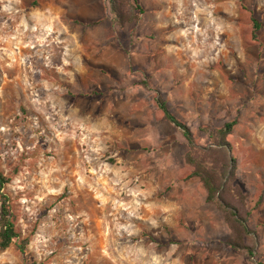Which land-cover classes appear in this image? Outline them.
Listing matches in <instances>:
<instances>
[{"label":"rangeland","instance_id":"rangeland-1","mask_svg":"<svg viewBox=\"0 0 264 264\" xmlns=\"http://www.w3.org/2000/svg\"><path fill=\"white\" fill-rule=\"evenodd\" d=\"M208 1L175 2V8L181 6L180 24L185 20L184 31L194 37L187 51L192 76L204 74L219 89L214 74L223 72L239 84L234 87L238 102L214 107L212 102L225 94L211 91L207 83L200 95L190 97L206 101L201 108L155 91L170 99L169 109L189 126L199 148L214 147L201 127L214 130L235 121L227 136L228 159L235 160L232 186L241 190L242 203L225 197L246 218L252 232L245 243L258 260V236L264 232V0H212L218 3L207 9ZM235 5L237 37L232 33L226 42L218 23L226 27L230 13L223 10ZM212 10L221 15L213 23ZM121 12L128 16L130 7L121 6ZM141 13L119 26L108 0H0V167L10 178L4 191L11 199L17 243L30 239L24 251L16 244L0 249V264H183L188 242L180 233L191 225L181 214L183 193L174 192L178 180L161 176L151 183L148 171L141 177L136 166L141 156L163 175L173 167L166 165L167 158H173L179 173L184 157L191 171L180 179L195 177L203 184L190 176L194 167L186 159L187 139L158 115L153 96L147 106L153 124H136V106H108V92L104 96L103 88L70 75L73 62H87L92 43L102 52L110 42L137 40L149 32ZM252 15L261 26L256 37ZM205 27L209 32L216 27L218 34L208 35ZM214 156L219 165V150ZM167 202L181 207L167 209ZM211 203L231 237L223 211Z\"/></svg>","mask_w":264,"mask_h":264},{"label":"crops","instance_id":"crops-1","mask_svg":"<svg viewBox=\"0 0 264 264\" xmlns=\"http://www.w3.org/2000/svg\"><path fill=\"white\" fill-rule=\"evenodd\" d=\"M136 1L142 8L141 22H147L151 30L142 32L137 40L110 42L108 47L104 46L102 48V52L96 50V45L98 44L92 43L93 47H90L92 51L88 53L87 62L80 60L73 62L74 69L70 74L71 79L75 80L77 75L80 82H87L88 86L94 88H103L105 90L104 96L108 92V106L116 104H119V106H136L133 111L136 115L133 118L134 120H132L136 124H153L150 110L147 107L151 102V96H153L158 115L163 117V113L156 102L157 94L155 89L165 98L173 97V94L176 97H182V104H192L193 109L194 103L200 108L202 105H207L206 101H201L200 99H197L196 102L190 100L193 93L200 95L202 86H205L204 83L208 84L213 80L204 74L192 76L191 66L193 64L190 62L187 51L189 43L194 37L191 38L192 35L184 31V19V23L180 24L179 14H181V6L175 8V2L178 0ZM209 3L216 4L218 1L214 3L209 0L204 4V7L210 8ZM223 11L230 13V17L227 18L225 28L219 23L218 26H220L221 33L226 36L225 41L228 42L232 39V33L237 37L236 30L238 28L235 25V18L239 10L235 5ZM181 16L183 17V15ZM208 16L211 23H213L214 18L221 17L220 14L214 15L213 10L210 11ZM216 31V27L215 31L212 32H209L206 28L208 35L214 36L217 33ZM148 34H153V36ZM95 53L98 54L94 57L90 56V54ZM219 59L222 60L221 58ZM214 75L218 77L221 87L217 89L213 84H208L209 88L212 89L211 91L219 90L222 94L224 93L225 99L216 103L212 102L211 105L222 106L226 103L232 105L238 102L239 95L234 87L236 85L238 87L239 84L233 85L223 72H220V74L215 73ZM136 80H143L145 84H141ZM166 102L168 105L171 103L170 99H167ZM215 105L213 106L215 107ZM192 112L196 111L192 110ZM197 112L202 111L200 109ZM133 122L129 121L125 124H132ZM253 150L254 152L256 151L255 149ZM258 155L259 153L253 154L255 158ZM166 156L168 155L164 157ZM139 159L136 170L138 169L139 175L144 170L148 171L149 182L152 183L153 180L159 179L161 176L168 181H171L172 178H177L178 180L175 183L174 192L181 191L183 193L185 202L182 203L184 211L181 214L185 223L191 225L190 228L182 230L180 233L181 237H183L182 239L188 242L184 246L186 253H184L183 264H264V232L258 236L261 239L259 252H262V258L258 260L255 259L256 255L247 257L228 244L230 228L216 206L211 202L205 201L206 189L203 184L195 177L186 181L180 179V177L186 176L191 171L184 157L177 164L183 166V172L175 173L174 159L167 158L168 163L166 165L173 167L162 170L163 175H159L158 166L153 161L148 162L147 159L143 161L141 156ZM140 176L142 177V175ZM197 195L201 196L200 201L197 200ZM164 204H166L164 206L167 209L177 208L179 210V207H181L179 202L175 204L167 202ZM203 206L204 211L202 210ZM253 236L255 237V235ZM255 238L256 241L259 239H257V236Z\"/></svg>","mask_w":264,"mask_h":264},{"label":"trees","instance_id":"trees-1","mask_svg":"<svg viewBox=\"0 0 264 264\" xmlns=\"http://www.w3.org/2000/svg\"><path fill=\"white\" fill-rule=\"evenodd\" d=\"M108 1L115 22L119 26H124L126 21H136L138 19L136 11H142V8L138 5L136 0ZM125 5L130 7L131 12L128 16L123 15V12H121V6ZM251 20L254 27V35L256 37V32L261 27L260 22L254 15L251 16ZM142 83L145 84V82ZM156 102L159 109L163 113L164 119L178 128L187 139L189 150L186 154V159L188 163L194 167L190 176H197L201 179L207 190L206 201L214 202L223 211L225 218L232 229V235L227 240V243L245 256L252 257L253 249L245 243L244 239L245 236L252 232V230L248 226L247 220L241 214L239 208L232 205L225 197L228 194L242 203L241 190L236 186H232L235 160L234 158L230 161L228 159V149L230 144L227 141V136L232 133L235 121H228L221 127L214 130L209 127H201V131L209 134L214 147L209 150L199 148L189 126L174 115V113L169 109L166 101L158 95L156 96ZM216 150H219L222 155L219 165L217 164L218 160H216L214 156ZM231 165L232 167L229 170ZM9 180L10 178L4 174L0 167V249H7L11 245L16 244L21 251H24L25 246L28 244L30 239L24 238L19 244L17 243L19 233L17 232L15 226L11 199L9 194L4 191V188Z\"/></svg>","mask_w":264,"mask_h":264}]
</instances>
